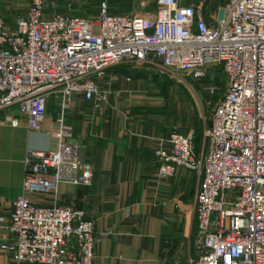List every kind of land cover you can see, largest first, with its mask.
<instances>
[{
  "label": "built area",
  "instance_id": "1",
  "mask_svg": "<svg viewBox=\"0 0 264 264\" xmlns=\"http://www.w3.org/2000/svg\"><path fill=\"white\" fill-rule=\"evenodd\" d=\"M25 6L12 23L0 13V109L15 104L28 129L39 130L47 98L61 97L56 146L27 149L22 190L0 217L9 264H95L103 233L83 208L56 201L60 183H88L92 175L64 120L66 97L79 91L101 110L108 94L101 80L120 62L158 63L174 77L213 71L205 89L220 94L205 149L195 150L193 128H174L157 139V171L165 177L183 167L200 175L194 264H264V0H155L144 13L118 12L100 0L95 15L45 14L43 0Z\"/></svg>",
  "mask_w": 264,
  "mask_h": 264
},
{
  "label": "crops",
  "instance_id": "2",
  "mask_svg": "<svg viewBox=\"0 0 264 264\" xmlns=\"http://www.w3.org/2000/svg\"><path fill=\"white\" fill-rule=\"evenodd\" d=\"M135 1L120 0L112 7L122 13H144L155 6V0ZM192 1L196 0H182ZM25 5L26 0H0V13L12 23ZM126 75L112 65L107 68L101 87L108 94L101 110L79 91L66 97L64 120L92 175L88 183H60L56 201L83 208L93 218L94 230L103 233L94 245L95 264H185L191 255L195 262L193 204L200 175L180 167L173 175L159 176L156 142L172 130L161 113L166 100L141 94V78ZM6 108L0 109V217L4 218L22 190L27 149L56 146L59 113L47 110L40 129L30 130L24 115ZM11 117L18 119L16 125L10 123ZM189 128L193 127L176 129ZM193 145L198 152L206 147L203 141ZM50 196L46 194L44 201L52 202ZM1 222L0 241L7 231ZM9 263V254L0 250V264Z\"/></svg>",
  "mask_w": 264,
  "mask_h": 264
},
{
  "label": "rangeland",
  "instance_id": "3",
  "mask_svg": "<svg viewBox=\"0 0 264 264\" xmlns=\"http://www.w3.org/2000/svg\"><path fill=\"white\" fill-rule=\"evenodd\" d=\"M119 1L108 0L111 9H113L112 4ZM209 1L210 4H216L224 0ZM99 2L100 0H43V12L49 14L59 11H71L84 15H95ZM135 2L137 4L138 0ZM112 68L124 72V74H128L131 77L141 78L140 89L144 90L140 91L142 92L141 94H153L152 96L157 94L162 101L166 100L165 103H162L164 105H160L162 107L160 108L161 113L165 114V122L170 125V128L185 129L192 126L195 130L194 143L203 141L205 145L207 144L206 134L210 123L213 103L217 98L216 94H220V91L218 93L217 91L211 93L205 89L207 84L212 83V80L208 78V74L213 71H208V73L201 76L179 74V76L174 77V74L170 70L162 67L158 63L148 65L120 62L119 64L112 65ZM177 78H180V80H177ZM213 82L221 88L224 87V78L222 76L218 79L216 75ZM209 100L210 102H208ZM59 103L60 94L55 95V93H52L47 98V110L55 111V113L59 112V110L57 111L60 108ZM8 108L10 110L17 109L15 104L10 105ZM191 256V261L188 262L186 260L185 264H194L193 255Z\"/></svg>",
  "mask_w": 264,
  "mask_h": 264
},
{
  "label": "trees",
  "instance_id": "4",
  "mask_svg": "<svg viewBox=\"0 0 264 264\" xmlns=\"http://www.w3.org/2000/svg\"><path fill=\"white\" fill-rule=\"evenodd\" d=\"M117 64H119V63H117ZM115 70H117V69H115ZM117 71H119V70H117ZM124 73V72H123Z\"/></svg>",
  "mask_w": 264,
  "mask_h": 264
}]
</instances>
